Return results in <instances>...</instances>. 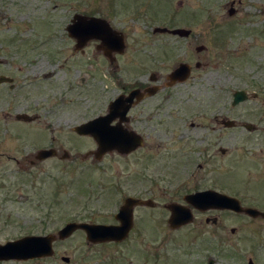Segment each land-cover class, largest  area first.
Returning a JSON list of instances; mask_svg holds the SVG:
<instances>
[{
  "label": "rangeland",
  "instance_id": "1",
  "mask_svg": "<svg viewBox=\"0 0 264 264\" xmlns=\"http://www.w3.org/2000/svg\"><path fill=\"white\" fill-rule=\"evenodd\" d=\"M113 1L118 13L113 23L124 32L127 44L121 64L142 59L163 73L181 63L194 69L197 62L202 64L188 83L170 90L171 101L159 97L164 107L154 117L174 124L175 138L182 135L191 145L187 155L194 162H201L200 152L208 144H216L218 132L210 130L213 117L264 107V0H0V59H13L28 69L37 66L46 76L39 77L28 97L14 98L11 106L0 103V117L11 115L6 125L10 131L0 135L4 138L0 140L1 245L26 236L57 235L71 222L107 223L120 206L119 174L125 163L117 154L102 163L85 161L83 156L96 145L75 137L73 128L107 112L108 102L120 93L121 75L105 66L95 48L100 41L87 44L81 55L66 29L75 14L108 18ZM155 28L190 30L192 38L165 40L154 33ZM202 45L207 52L196 51ZM236 91H245L249 98L237 106L241 110L228 111ZM26 100L31 116L38 115L40 121L28 127L14 125ZM4 125L1 120L0 128ZM53 137L61 145L60 156L65 150L69 159L48 160L36 167L25 163L30 153L49 147ZM233 146L223 142L212 147L207 161L210 175L220 161L227 165L235 156L240 162L250 157L249 147L238 145L232 156L219 160L218 149ZM133 161L129 159L130 166ZM157 197L155 210L137 212L142 233L121 244H90L87 234L77 231L68 240L55 242L52 258L0 264H65L64 257L70 264H207L210 258L216 264L249 260L264 264L263 226L243 215L193 210V222L174 230L168 224L171 213L164 208L173 196Z\"/></svg>",
  "mask_w": 264,
  "mask_h": 264
},
{
  "label": "flooded vegetation",
  "instance_id": "2",
  "mask_svg": "<svg viewBox=\"0 0 264 264\" xmlns=\"http://www.w3.org/2000/svg\"><path fill=\"white\" fill-rule=\"evenodd\" d=\"M124 1L120 2L122 6H124ZM136 1L134 0L135 3ZM114 2L115 1H113L110 6L108 5L110 9L107 13V15H109L108 18L94 16L92 14L85 16L104 19L114 31L119 32L118 27L113 23V19L118 15ZM155 30L156 28L154 29L155 34L160 33L159 36H166L165 40L175 39L177 42H181L188 41L192 38V33L189 36L182 37L170 33L156 32ZM119 33L123 34L124 32L122 31ZM100 45H102L101 42H99L95 48L104 58L105 66L109 67L113 73L121 75V90L115 100L108 102L107 112L99 117L108 116L111 113L110 105L120 98L121 116L116 117L110 123V126L119 128L122 135V143H124L125 146L130 145L131 147H135V149L129 153L112 151L98 157L95 155L98 149V143L95 137L93 135H80L76 131L79 126L93 121L98 117L73 128L75 137H86L94 146L96 145L95 149L90 150L83 156L85 161H92L93 164L102 163L108 156L117 154L125 163L119 174V191L123 197L117 212H114L110 216V220H108L109 222L107 223L88 224L119 226L121 222L117 219V216L125 206L127 200H137L138 203L133 207V226L127 238L124 240L128 241L134 234L142 233L139 231V229H142V226L137 220V212L139 210H145L147 212L155 210L158 202L157 195L160 193L173 196L168 202L164 203L165 209H167L168 205L175 204L184 209L195 210L206 214H221L226 212L236 216L243 215L249 218L252 224H258L264 227V217L261 215H257L256 217L254 215L248 216L246 214H237L228 210L213 208L206 211H199L186 200L188 196L193 194L216 192L236 198L240 201L242 207L264 214V107L244 109V112L236 113L233 116L213 117L212 119L214 122L210 130L218 132L216 144H208V148H204V150L200 152L203 161L201 160L200 163L194 162L193 159L189 158L190 156L188 157L187 155L188 152L190 153L191 145L187 143V140L181 138L182 135L177 134L178 137L175 138V134L172 132L174 124L154 121V117L155 114L158 117V112L163 110L164 107L163 105L160 106L159 97H162V101H171L172 96L170 90L188 83L193 77L192 74L194 71L203 67L202 64L197 62L195 69L192 64L189 63L179 64V66L182 64L189 65L190 75L184 83H173L169 77L179 66L174 68L170 73H163L155 69L152 62L150 63L142 59L126 60L125 64H121L120 57L126 54V40L124 52L113 53L110 57L106 56L103 51L98 49ZM200 47L204 49L199 52L198 48ZM74 50L81 55L85 54V49H81L80 51ZM196 51L199 53L204 51L207 52V49L202 45L197 47ZM40 71L41 69L37 66L36 68L28 69L26 66L14 63L13 59H0V103H7L11 106V101H13L14 98L20 100L26 96L28 97L35 86L38 85L37 82H40L39 77L45 76L41 74ZM253 98L255 100L258 99V94H253ZM24 102L28 101L21 102L22 104L19 107L20 111H18L15 116L16 122L14 125L28 127L38 123L40 118L36 114L31 116V108ZM237 106H233L232 102V107L226 110H241ZM218 110L222 109L219 108ZM21 116H27L28 119L22 118ZM8 118H11L10 113H4L2 117H0V123L1 120L5 122L3 128H0V135L3 131L4 136H6L7 132L10 131L6 127V125H9L7 121ZM190 127L194 129L196 124L193 123ZM18 136L21 137L19 134ZM0 140L4 142V138H0ZM46 140L48 139L44 141ZM40 141L43 140L40 139ZM204 141L206 142L208 139L206 138ZM223 142H228L230 145L234 146L231 148L220 147L218 149L221 154L219 160L232 156L233 153L238 151V149L235 148L238 145L248 146L249 148L247 151L250 153V157L244 160L245 162H240L238 157L235 156L227 165H222V161H220V163L216 165L215 174L210 175L207 171V161L210 160H208L210 157L209 153L213 146L221 145ZM59 146L61 147L57 139L53 137L49 140V147H44L36 150L37 152L35 153H30L25 163L32 167H36L48 160L63 161L69 159L70 154L65 150H63V155L60 156L61 150H59ZM124 150L126 152V149ZM43 151H52L54 155L40 159L39 154ZM10 159L13 162L15 161L16 164L21 165L18 159L14 157H10ZM129 159L134 160L133 166L129 165ZM174 195L178 196L177 200H174ZM246 195L250 196L248 200L244 199ZM217 221V218L212 220V222L215 223ZM232 232H235V230H232ZM122 242L106 243L121 244ZM38 260L40 259H35V261ZM250 262L253 261L249 260L248 264H250ZM210 263L216 264L215 260L212 258L207 261V264ZM65 264H70V262Z\"/></svg>",
  "mask_w": 264,
  "mask_h": 264
},
{
  "label": "water",
  "instance_id": "3",
  "mask_svg": "<svg viewBox=\"0 0 264 264\" xmlns=\"http://www.w3.org/2000/svg\"><path fill=\"white\" fill-rule=\"evenodd\" d=\"M230 14H234V10H230ZM69 36L76 41L75 49H84L87 44L93 40L100 41L102 45L98 49L110 57L113 53H123L126 45L124 35L114 31L109 23L101 18L89 17L85 15H75L71 24L67 27ZM156 32L170 33L178 36H189L190 30L176 29L169 30L167 28H157ZM204 48H198L202 51ZM190 75V66L186 64L180 65L169 77L173 83H184ZM249 98L245 91H237L234 94L233 106H237ZM111 113L108 116L98 117L93 121L79 126L76 131L80 135H93L98 143V149L95 155L100 157L106 153L117 151L119 153H129L135 147L125 146L122 143L121 132L119 128L111 127L110 123L118 116H121V99L118 98L111 105ZM28 119L27 116H21ZM126 149V152L125 150ZM54 155L52 151H43L39 154V158H48ZM189 204L193 205L199 211L208 209L228 210L235 213H244L248 216L261 215L257 211H253L241 206L240 201L216 192H202L190 195L186 198ZM137 200L128 199L125 206L121 209L117 216L121 224L119 226L90 225L86 223H69L61 229L57 235L47 236H30L24 237L17 241L8 242L0 245V262L8 261H29L35 259L50 258L54 256V243L56 241H65L72 235L82 230L87 234V241L90 244L106 243V242H122L133 226V207ZM167 209L171 216L168 220L171 229H178L182 226L193 222L194 215L192 210L184 209L178 205H168ZM216 221V220H214ZM65 263L70 262V258L64 257ZM211 264V263H210ZM250 264H254L250 262Z\"/></svg>",
  "mask_w": 264,
  "mask_h": 264
},
{
  "label": "bare ground",
  "instance_id": "4",
  "mask_svg": "<svg viewBox=\"0 0 264 264\" xmlns=\"http://www.w3.org/2000/svg\"><path fill=\"white\" fill-rule=\"evenodd\" d=\"M59 74V73H58Z\"/></svg>",
  "mask_w": 264,
  "mask_h": 264
}]
</instances>
